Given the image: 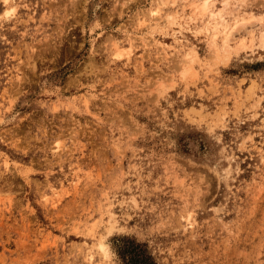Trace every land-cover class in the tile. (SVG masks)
Returning a JSON list of instances; mask_svg holds the SVG:
<instances>
[{"label": "rangeland", "instance_id": "rangeland-1", "mask_svg": "<svg viewBox=\"0 0 264 264\" xmlns=\"http://www.w3.org/2000/svg\"><path fill=\"white\" fill-rule=\"evenodd\" d=\"M224 1L227 53L203 0H0V264H264V0Z\"/></svg>", "mask_w": 264, "mask_h": 264}, {"label": "bare ground", "instance_id": "bare-ground-1", "mask_svg": "<svg viewBox=\"0 0 264 264\" xmlns=\"http://www.w3.org/2000/svg\"><path fill=\"white\" fill-rule=\"evenodd\" d=\"M228 2L229 1H224L221 4L217 5L216 0H203L202 6L199 7L200 19L204 20L205 26L207 27L205 29H207L208 32H211L213 34L212 39L210 40V46L216 48V41L219 38V35L221 34L224 36V38L222 37L223 38L222 49L225 53H227L229 48H231V42L235 35L233 29H232L233 32L231 31V29L229 30L226 21L227 17L231 15V13L227 11L228 6L230 5ZM205 15H207L208 17L205 18L204 17ZM125 36L128 41L131 40V37L129 35H125ZM113 41L114 40L112 39V42ZM260 45L261 47L264 48V31H262L260 35ZM197 56H198L197 53L195 51H192V53L186 52L184 58H186V61L190 60L193 62V59H196ZM186 70L188 69L186 68ZM100 247H102L101 244Z\"/></svg>", "mask_w": 264, "mask_h": 264}, {"label": "trees", "instance_id": "trees-1", "mask_svg": "<svg viewBox=\"0 0 264 264\" xmlns=\"http://www.w3.org/2000/svg\"><path fill=\"white\" fill-rule=\"evenodd\" d=\"M121 242L119 255L124 264H155L144 245L128 239H123Z\"/></svg>", "mask_w": 264, "mask_h": 264}]
</instances>
